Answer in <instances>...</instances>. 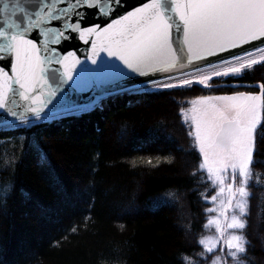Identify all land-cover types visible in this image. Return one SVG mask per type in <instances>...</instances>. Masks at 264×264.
Returning a JSON list of instances; mask_svg holds the SVG:
<instances>
[{
	"label": "snow or ice",
	"instance_id": "1",
	"mask_svg": "<svg viewBox=\"0 0 264 264\" xmlns=\"http://www.w3.org/2000/svg\"><path fill=\"white\" fill-rule=\"evenodd\" d=\"M257 65L264 0H0V138L24 136L27 145L43 124L104 111L121 96L226 92L198 96L180 113L197 173L218 189L204 199H224L208 209L218 212L206 225L215 235L193 236L175 260L253 264L247 198L253 168L264 164L256 159L264 157V77L242 81ZM6 183L0 207L15 195L14 173ZM83 192L91 204L92 187ZM170 203L149 197L154 210Z\"/></svg>",
	"mask_w": 264,
	"mask_h": 264
},
{
	"label": "trees",
	"instance_id": "2",
	"mask_svg": "<svg viewBox=\"0 0 264 264\" xmlns=\"http://www.w3.org/2000/svg\"><path fill=\"white\" fill-rule=\"evenodd\" d=\"M262 77L257 65L243 82ZM165 91L121 96L104 111L43 124L27 145L24 136L0 138V189L16 177L15 195L0 207V264H176L193 236L211 233L204 197L215 191L197 173L198 150L180 113L198 96L223 92ZM253 172L246 232L253 264H264V164ZM153 196L171 203L154 210Z\"/></svg>",
	"mask_w": 264,
	"mask_h": 264
},
{
	"label": "rangeland",
	"instance_id": "3",
	"mask_svg": "<svg viewBox=\"0 0 264 264\" xmlns=\"http://www.w3.org/2000/svg\"><path fill=\"white\" fill-rule=\"evenodd\" d=\"M223 94H224V93H218V94H213V95H223ZM226 94H228V93H226ZM190 114H191V113H190ZM211 183H212V182H211ZM217 194H218V189L215 190L214 195H217ZM221 199H224V197H223V196L219 197L218 200H217V202L214 204V203L211 202V199L209 198L208 201L211 203V205H209V208H208V209H210V208H218ZM129 209L132 210V207H130ZM216 215H218V212H211V214H210L209 217H208V220H209L210 218H212L213 216H216ZM208 220H207V221H208ZM206 225H207V223H206ZM208 229H209V228H208ZM209 231H211V233H210V234H206V235H204L203 238H204V237H213V236L215 235V228H214V227L211 228V229H209Z\"/></svg>",
	"mask_w": 264,
	"mask_h": 264
},
{
	"label": "water",
	"instance_id": "4",
	"mask_svg": "<svg viewBox=\"0 0 264 264\" xmlns=\"http://www.w3.org/2000/svg\"><path fill=\"white\" fill-rule=\"evenodd\" d=\"M130 2H135V0H130ZM60 5H59V3H57V7H59ZM84 51V49L83 48H81V52H83ZM103 55V54H102Z\"/></svg>",
	"mask_w": 264,
	"mask_h": 264
}]
</instances>
